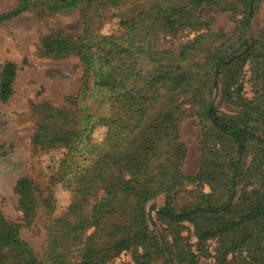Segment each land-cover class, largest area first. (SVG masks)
<instances>
[{
    "label": "trees",
    "instance_id": "1",
    "mask_svg": "<svg viewBox=\"0 0 264 264\" xmlns=\"http://www.w3.org/2000/svg\"><path fill=\"white\" fill-rule=\"evenodd\" d=\"M52 1L57 9L59 0H40L41 4ZM60 1V7H68L75 0ZM124 1L86 0L84 24L92 20L87 15L91 9L117 10ZM226 1L145 0L147 4L135 16L120 20L119 35L93 37L85 29L77 37L63 36L62 31L44 37L45 48L50 47L47 38L55 36L61 39L58 51L79 54L81 59L88 53L93 61L84 70L92 83L83 76L81 81L83 89L91 92L87 104L90 115L102 106L110 110L93 122L107 128L106 146L103 151H87L83 163H76L70 176V166H66L64 175L73 186L72 201L58 217L47 213L48 240L41 259L20 238L24 224L9 221L0 211V264H16L10 254L16 251L20 264H103L127 250L132 251L135 264H151L160 257L164 259L160 264H171L169 254L179 264H199L201 256L219 264H264V54L255 48L261 40L242 47L243 38L234 41L232 35H221L210 29L211 18L201 22L196 13L203 5L236 10L233 2L225 5ZM243 1L245 15L236 32L244 28L249 32L247 16L256 0ZM28 8L23 4L0 15V23ZM196 26L206 29L184 43L177 55L160 48V33L176 35L181 29ZM238 47L236 58L222 62ZM246 62H250L248 68ZM16 70L12 62L2 69V101L12 94ZM198 70L205 74L199 77ZM214 70L219 75L217 86L209 79ZM247 74L256 88L250 98L244 96ZM185 94L191 97L177 103ZM222 101L237 111L220 115L217 104ZM185 104H190L188 110L195 108L202 125L201 159L194 175L181 170L186 151L178 142L176 113ZM50 111L41 120L49 118L60 128L74 118L64 109L50 107ZM48 127L39 123L34 138L54 142L60 128L49 132ZM251 148L254 155L245 162ZM184 182L207 185L209 192L189 207L177 209L166 200L156 211L168 223L166 229L172 236V246L165 249V239L152 235L148 205ZM237 184L241 185L240 194L229 204ZM14 192L19 196L21 220L32 223L38 206L45 204L41 192L28 177L16 182ZM183 222L192 227L195 249L186 242L188 236L181 234L187 228ZM213 242L212 253L209 247Z\"/></svg>",
    "mask_w": 264,
    "mask_h": 264
},
{
    "label": "rangeland",
    "instance_id": "2",
    "mask_svg": "<svg viewBox=\"0 0 264 264\" xmlns=\"http://www.w3.org/2000/svg\"><path fill=\"white\" fill-rule=\"evenodd\" d=\"M180 1V0H178ZM233 2L236 10L228 8L221 10L216 5L200 6L196 9L197 15L204 20H213L210 29L219 32L221 35L233 36L234 41L241 37L244 42L242 47L251 44L257 38L261 43L255 48L264 54V0H256L252 5V14L248 15L250 23L249 32L246 28L240 29L241 20L244 17L243 0H227L226 3ZM54 8L55 2L42 3L40 0H0V15L14 10L23 4L29 8L14 18H10L0 23V81L2 69L7 62L16 65V77L12 83V94L6 101L0 99V211L9 221L24 224L20 229V238L31 248L34 255L41 259L47 245L48 234L45 224L48 221L47 213L52 217L62 215L71 204L73 189L68 178L64 175L66 166L68 174L82 164L87 151L95 153L105 148V135L107 128L100 123H93L97 117L106 116L110 110L102 106L91 115L88 112L87 104L91 92L83 89L81 79L87 63L90 66L93 61L86 53V57L81 59V55L72 52L58 51V43L61 39L55 36L48 37L47 45L50 50L43 46L44 37L52 32L62 31L63 36L77 37L88 30L87 34L93 37L121 33L120 20L135 16L141 11L145 0H126L120 4L117 10L88 11V16H92L91 22L84 24L83 12L87 8L86 0H75L71 6ZM149 3V2H148ZM193 29V30H192ZM196 29V30H195ZM206 29L205 26L195 28H185L179 30L176 35L160 33L158 36L159 46L162 49H171L177 55L180 48L197 33ZM89 36V35H88ZM219 43L222 38L217 39ZM218 43V44H219ZM55 49V52H52ZM240 47L230 52L222 62H227L236 58L240 53ZM78 53V50H76ZM83 57V54H82ZM250 66L246 62L245 68ZM198 76H203L204 71L198 70ZM87 72L86 75H89ZM83 76V77H82ZM218 71L212 73L211 83L218 85ZM248 74L245 77L244 96L250 98L254 95V80H250ZM88 84L92 83L91 77H85ZM256 81V80H255ZM216 91L214 102L218 97ZM191 97V94L182 95L178 99ZM190 104L182 106L181 112H177V135L186 151L181 170L186 175H194L199 169L201 153L199 142L201 139L202 125L195 116L193 110H188ZM50 107L68 111L74 115L73 120L66 126L57 125L53 120L42 116L50 113ZM220 115L235 113L236 108L222 101L217 104ZM61 121V120H60ZM46 123L48 131L52 128H60L59 133L53 136L54 142H45L43 138L35 139L39 123ZM93 123V125H92ZM91 128V129H90ZM254 149H250L244 161L249 162ZM75 164V165H73ZM73 165V166H72ZM238 170L236 171V176ZM54 176V178H53ZM32 179L45 204H40L37 215L32 223L25 224L21 220L22 213L18 209L19 196L14 192L16 182L22 178ZM238 178V177H237ZM56 179V180H55ZM236 180V178H235ZM209 186H199L194 183H182L169 193L161 194L148 205V222L155 237L163 238L165 249L172 246L171 235L166 228L168 223L157 215L156 211L166 204L173 205L177 209L186 208L198 200L202 193L209 192ZM241 185L235 186L231 204L240 193ZM253 187H248L251 190ZM154 209L149 214V209ZM187 224L181 234L187 235L186 242L193 244L196 248V237L192 234V227ZM163 236V237H161ZM214 242L210 243L209 251L213 253ZM16 264H20L21 256L16 252L10 253ZM164 255V254H160ZM171 264L177 263L172 255H168ZM22 260L24 262L23 256ZM163 257L156 259L151 264H160ZM103 264H135L131 250L123 251ZM199 264H219L211 257H200Z\"/></svg>",
    "mask_w": 264,
    "mask_h": 264
},
{
    "label": "water",
    "instance_id": "3",
    "mask_svg": "<svg viewBox=\"0 0 264 264\" xmlns=\"http://www.w3.org/2000/svg\"><path fill=\"white\" fill-rule=\"evenodd\" d=\"M154 209V206H151L149 209V214L151 213V211Z\"/></svg>",
    "mask_w": 264,
    "mask_h": 264
}]
</instances>
